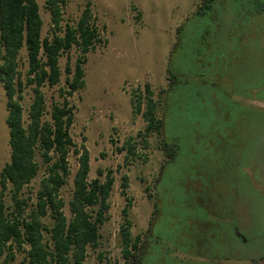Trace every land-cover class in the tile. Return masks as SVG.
Instances as JSON below:
<instances>
[{
  "label": "rangeland",
  "instance_id": "obj_1",
  "mask_svg": "<svg viewBox=\"0 0 264 264\" xmlns=\"http://www.w3.org/2000/svg\"><path fill=\"white\" fill-rule=\"evenodd\" d=\"M36 1L42 19L41 37L49 36L50 19L45 0ZM89 1L102 41L86 54L84 85L69 98L74 106L69 132L78 147L88 150L89 179L97 177V169L104 172L111 169L114 183L106 219L99 226L98 245L88 247L84 264H264V237L259 238L258 234L260 229L264 234V198L245 190L238 201L231 200L235 172L230 168L243 154L242 159L260 168L259 171L262 167L264 172V142H259L263 146L259 152L257 149V140L262 139L259 138L260 128L233 124L232 112L225 120L230 109L224 96L225 90H229V75L220 79L223 88L211 92H204L206 88L199 91L194 77L202 70L201 61H211L218 46L223 49L221 56L235 55L232 69L236 75L250 63L256 77V71L264 65V10H254L258 1L264 3V0H221L223 7H218V12L203 17L193 14L197 0ZM84 2L68 0L64 20L74 22ZM78 55L75 46L63 54L59 59V84L42 88L47 109L51 101L59 99L58 88L65 85L66 63L73 68ZM169 62L178 73L189 71L193 76L186 85H179L168 94L164 137L177 138L179 154L166 166L156 185L160 210L147 233L155 180L165 156L159 134L152 132L142 137L146 125L142 116L144 99L140 112L135 113L130 97L133 90H143L147 83L153 99L157 100L160 89L167 85L165 69ZM26 68L22 48L19 64L22 79ZM206 73L209 79L218 77L213 69L209 68ZM197 92L201 94L198 98ZM261 93L264 94V89ZM31 95L30 87H26L22 101L24 117ZM249 102L264 107V101ZM208 114L215 119L213 125L205 124ZM5 117V94L0 83V169L9 159ZM127 141L135 143L134 155L125 149ZM242 145L246 150L241 153ZM37 161L36 177L21 191L25 199L32 197L44 174V165L39 158ZM68 163L70 172L60 189L67 217L77 168L73 152L69 153ZM124 173L128 176V187L125 194H121L120 181ZM99 178L103 180L104 176ZM261 183L264 185V176ZM4 200L8 206L11 204L8 191ZM128 201L125 216L123 208ZM28 203H32V199ZM232 206L249 232L240 229L238 236L230 231L225 238L220 222L224 220V209ZM194 207L216 209L213 211L218 215L213 214L215 217L208 220L195 217L191 215L197 213ZM174 208L189 211L188 217L170 214L175 212ZM125 219L130 222L131 236L141 235L139 248L132 250L135 257L127 262L119 245V229ZM212 220L218 224H212ZM45 221L48 223V219ZM22 257L23 252H16L8 264H19Z\"/></svg>",
  "mask_w": 264,
  "mask_h": 264
},
{
  "label": "trees",
  "instance_id": "obj_2",
  "mask_svg": "<svg viewBox=\"0 0 264 264\" xmlns=\"http://www.w3.org/2000/svg\"><path fill=\"white\" fill-rule=\"evenodd\" d=\"M67 2L68 0L44 1L49 12L50 25L49 36L41 37L42 19L36 0H0V83L5 94V124L8 128L9 145V159L0 169V264H8L15 258L16 252H23L19 264H84L88 247L95 248L98 245L99 226L105 221L109 208V197L114 183L112 170L107 169L104 172L97 169V177L89 179L88 150L84 146L78 147L69 132L74 120V106L69 98L83 87V64L86 54L94 50L102 39L90 1L85 0L81 13L74 22L64 20V7ZM218 7H223L221 0H197L193 14L208 16L218 12ZM263 10L264 3L258 1L254 11ZM180 30L181 27L177 29V35ZM178 41L179 39L170 53L169 60ZM73 46L79 50V55L73 68L66 63L65 85L58 88L59 99L51 101L47 109L42 88L59 84V59ZM22 48L25 49L27 63L23 79L19 71ZM222 51V46H218L211 61H201L202 70L199 75L194 76L197 87L199 91L205 88L204 92L216 91L223 88L221 77L229 75V90H225L224 96L230 109L226 112L225 120L230 118L232 112L233 117L230 119L233 124L247 125L250 129L252 126L259 127V138H262L260 141L257 138L259 152L264 146L259 144L264 142V107L249 101H264V94L261 93L264 89V65L258 68L256 77L250 63L245 64L243 70L237 72V76L235 69H232L235 55L225 54L226 56L222 57ZM209 68L217 73V78L209 79L206 73ZM192 76L189 71L178 73L169 62L165 69L167 85L160 89L157 100L153 99V92L147 83L143 90L136 88L131 93L130 101L135 113L140 112L141 100L144 99L145 109L142 116L146 125L143 129V139L152 132L159 134L160 146L165 156L155 180L152 218L147 233L152 219L160 210L161 200L156 185L166 166L175 161L179 154L177 138L171 137L168 140L164 137L163 121L169 106L168 94L179 85H186ZM26 87H30L32 95L24 117L22 101ZM199 95L201 94L197 92L196 98ZM204 120L207 125H213L215 122L211 114ZM134 145L135 143L125 142L128 154L134 155ZM245 150L242 145L241 153ZM70 152L76 155L77 168L73 175L71 198L68 201L70 215L67 217L63 211L65 202L60 195V189L66 183L70 172ZM242 156L243 154L238 160H234L230 167L232 173L235 172L231 200L238 201L245 190L249 191L250 195L264 198V185L261 183L263 168L259 171L260 168L253 167L242 159ZM37 158L44 165V174L39 180L38 188L32 192V197L25 199L21 197V191L37 175ZM100 176H104L103 180ZM127 187L128 176L124 173L120 181L121 194H125ZM7 191L11 200L9 206L4 200ZM29 199H32V203H28ZM129 204L128 201L123 208L125 216ZM195 208L197 213H191L195 217L208 220L211 216L215 217L213 214L218 215L214 212L216 209L213 211L205 207H194V211ZM174 210L175 212L170 214L184 217L189 215V211L177 208ZM222 218L224 220L220 223L225 238L226 233L230 231L238 236L240 229L249 232L247 226L238 220L235 206L224 209ZM45 219H48V223ZM211 223L218 224L217 221ZM258 234L259 238L264 237L261 229ZM119 238L121 253L127 262L135 257L132 250L139 248L141 235L132 237L130 222L125 219L120 225Z\"/></svg>",
  "mask_w": 264,
  "mask_h": 264
}]
</instances>
